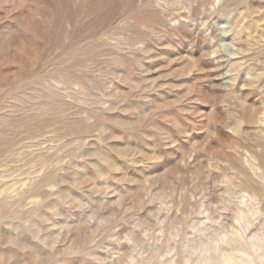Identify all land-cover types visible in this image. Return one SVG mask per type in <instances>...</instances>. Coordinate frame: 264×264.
Masks as SVG:
<instances>
[{
  "label": "rangeland",
  "instance_id": "1",
  "mask_svg": "<svg viewBox=\"0 0 264 264\" xmlns=\"http://www.w3.org/2000/svg\"><path fill=\"white\" fill-rule=\"evenodd\" d=\"M0 264H264V0H0Z\"/></svg>",
  "mask_w": 264,
  "mask_h": 264
},
{
  "label": "bare ground",
  "instance_id": "2",
  "mask_svg": "<svg viewBox=\"0 0 264 264\" xmlns=\"http://www.w3.org/2000/svg\"><path fill=\"white\" fill-rule=\"evenodd\" d=\"M34 18H35V14H33V13H30V15L26 18V20H25V24H24V31H29L30 32V30H32L33 29V22L32 21H34ZM34 23H36V22H34ZM36 28V27H35ZM32 32V31H31ZM21 45V44H20ZM27 47V46H26ZM19 49L20 50H25V53H28V52H26V48H24V46H20L19 47ZM29 50H31V49H29ZM31 57H33L34 59H32V61H34L36 58H37V55H38V53H37V50L35 49V50H32L31 51V54L30 53H28ZM26 55V54H25ZM34 63V62H33ZM22 73V72H21ZM21 73H14L13 74V78H15V80H17V79H19L20 78V75H21ZM11 77V76H10ZM9 79H11V78H9Z\"/></svg>",
  "mask_w": 264,
  "mask_h": 264
}]
</instances>
